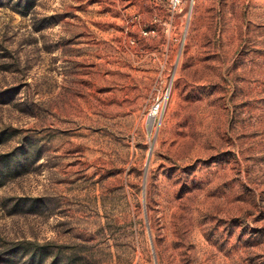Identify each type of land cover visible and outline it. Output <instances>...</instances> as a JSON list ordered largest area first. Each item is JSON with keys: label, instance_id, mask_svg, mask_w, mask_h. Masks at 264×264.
<instances>
[{"label": "rangeland", "instance_id": "obj_1", "mask_svg": "<svg viewBox=\"0 0 264 264\" xmlns=\"http://www.w3.org/2000/svg\"><path fill=\"white\" fill-rule=\"evenodd\" d=\"M0 264H264V0H0Z\"/></svg>", "mask_w": 264, "mask_h": 264}, {"label": "built area", "instance_id": "obj_2", "mask_svg": "<svg viewBox=\"0 0 264 264\" xmlns=\"http://www.w3.org/2000/svg\"><path fill=\"white\" fill-rule=\"evenodd\" d=\"M182 4V0H170V6L172 10H177ZM145 34H148V32H145ZM159 106H157L158 108Z\"/></svg>", "mask_w": 264, "mask_h": 264}]
</instances>
